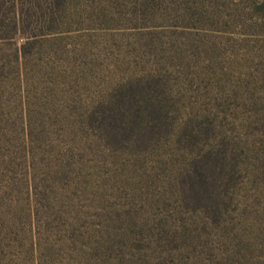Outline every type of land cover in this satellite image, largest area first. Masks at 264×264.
<instances>
[{"label": "rangeland", "instance_id": "374dc122", "mask_svg": "<svg viewBox=\"0 0 264 264\" xmlns=\"http://www.w3.org/2000/svg\"><path fill=\"white\" fill-rule=\"evenodd\" d=\"M49 1L0 38V264H264V0ZM134 85L157 134L109 146L87 114ZM207 151L215 199L185 207Z\"/></svg>", "mask_w": 264, "mask_h": 264}, {"label": "trees", "instance_id": "16d2710c", "mask_svg": "<svg viewBox=\"0 0 264 264\" xmlns=\"http://www.w3.org/2000/svg\"><path fill=\"white\" fill-rule=\"evenodd\" d=\"M43 0H0V25L4 17L9 23V32L1 34L0 38H12L15 33H23L26 37L33 34L23 21L34 7L38 9ZM50 8L58 6V0H50ZM35 12V9L34 11ZM1 29V28H0ZM25 40L20 48L29 43ZM23 53V52H22ZM134 89L123 96L124 98L108 102L102 109L87 114V121L95 124L101 139L107 145H113L114 141L128 133L134 136L135 141L142 142L148 136L157 134L156 128L160 121L162 105L160 101L144 93L143 87L134 85ZM137 86V87H136ZM94 121V122H93ZM234 167L229 161L226 163V190L230 186V179ZM222 178L221 157L217 153L206 152L193 158L186 174L179 179L180 200L185 207L209 208L215 199L217 183Z\"/></svg>", "mask_w": 264, "mask_h": 264}]
</instances>
